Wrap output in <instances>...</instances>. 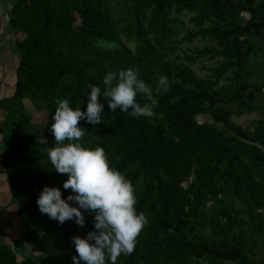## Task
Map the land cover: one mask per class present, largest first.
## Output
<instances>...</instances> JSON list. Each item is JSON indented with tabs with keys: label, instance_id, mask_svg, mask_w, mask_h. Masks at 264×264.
I'll return each mask as SVG.
<instances>
[{
	"label": "trees",
	"instance_id": "obj_1",
	"mask_svg": "<svg viewBox=\"0 0 264 264\" xmlns=\"http://www.w3.org/2000/svg\"><path fill=\"white\" fill-rule=\"evenodd\" d=\"M256 2L132 0L126 32L137 44L134 52H129L104 46L118 37L106 16L105 0L13 1L10 24L15 34L23 37L15 43L20 60L14 94L0 99V110L9 112L8 120L6 118L0 123L6 149L0 173L7 175L11 202L17 205L20 221L18 240L31 243L43 257L37 260L23 257L19 261L15 250L0 242V264H73L72 256L76 251L72 237H84L87 232L95 230L94 212L82 210L85 225L80 227L74 219L61 224L39 211L36 201L44 186L60 187L63 197L69 195L71 189H63L67 175L54 171L46 146L41 145L37 137H47V146H53L55 142L50 125L55 100L67 98L72 106L83 101L80 107L84 110L89 84L98 85L103 90V76L108 71L137 68L140 78L153 89L157 78L167 75L169 91L156 95L158 105L154 112L163 124L168 125L173 135L186 138L191 153L188 158L195 159L204 169L196 172L199 175L197 179L206 181L209 176L215 177V167L212 169L211 164L215 163L218 168L232 159L235 138L225 135L216 124L198 123L196 114L209 104L213 119L228 124L232 111L217 106L218 81L228 72H232L235 81L238 80L251 53L250 48L245 50L246 43L242 37L264 30V19L234 28L225 24L229 12L235 8L237 11L248 10L255 17ZM187 11L196 14L193 22L200 24L193 38L199 35L212 38L220 47L224 61L214 81L199 79L168 59L176 49L172 42L177 35L174 14ZM205 21L210 24L203 26ZM151 34H154L153 39L149 37ZM27 100L38 111L47 113L45 122L34 121ZM137 100L141 104L146 102L141 96ZM103 111V121L95 126L79 121L86 131L81 143L85 147L100 146L104 149L110 165L134 185L137 211L148 220L137 237L133 253L120 256L117 264H193L203 259L211 264L226 261L252 264L240 239L208 242L191 236V221L171 194L172 189L182 190L179 185L182 179H178L187 176L188 172L177 168L173 173L175 176L165 177V165L158 152L129 138L133 129L131 116L119 109L111 111L106 101ZM149 121L147 127L141 121L138 129L153 128ZM69 203L76 206L74 202ZM160 222L171 229L168 239L161 237Z\"/></svg>",
	"mask_w": 264,
	"mask_h": 264
},
{
	"label": "rangeland",
	"instance_id": "obj_2",
	"mask_svg": "<svg viewBox=\"0 0 264 264\" xmlns=\"http://www.w3.org/2000/svg\"><path fill=\"white\" fill-rule=\"evenodd\" d=\"M13 1L0 0V99L13 96L20 60L15 43L23 35L15 34L10 24ZM132 5V0H105L106 16L114 25L118 37L113 43H105L104 46L134 52L137 43L126 32ZM256 8L255 17L248 10L233 9L225 25L234 28L251 21L259 22L264 19V0H257ZM195 15L188 11L174 14L177 35L172 42L176 49L168 59L199 79L214 81L224 59L216 40L202 35L193 38L192 35L197 33L200 26L193 22ZM209 24V21H205L203 26ZM149 37L153 39L154 34ZM242 39L246 43L245 50L250 48L251 53L241 69L240 77L235 81L232 72H228L219 79L216 87L219 91L217 106L232 111L228 124L213 119L209 104H205L201 112L196 114L198 123L216 124L225 135L235 138L232 159L218 168L215 163L211 164L212 169L215 167L214 178L209 176L206 181L197 179L199 175L196 172L204 169L195 159L188 158L191 153L186 138L173 135L155 112L151 118L131 117L133 129L129 132V138L158 152L165 165V177L175 176L173 173L177 168L188 172L187 176L183 175L186 178L178 179H182L179 182L182 190L172 189L171 194L190 219L193 238L208 242H233L240 239L246 248L248 260L257 264L264 263V30L250 32ZM26 104L35 122L46 121L45 111H38L28 100ZM8 113L0 110V123L5 122L6 118L8 120ZM147 120L153 125L148 130ZM141 121L146 127L138 129ZM5 156L6 149L0 134V163ZM1 180L7 184L5 173L0 174V184ZM195 180L197 183H194ZM0 209L3 210L0 212V242L15 250L19 261L23 257L41 259L43 256L32 248L31 243L18 240L20 221L17 205L11 202L10 191L9 194L7 190L2 194L0 192ZM11 222L17 226L14 232H10V228L5 229ZM160 232L163 239H168L171 229L160 222ZM45 258L51 260L50 257ZM193 264L211 263L203 259ZM217 264L236 263L226 261Z\"/></svg>",
	"mask_w": 264,
	"mask_h": 264
},
{
	"label": "clouds",
	"instance_id": "obj_3",
	"mask_svg": "<svg viewBox=\"0 0 264 264\" xmlns=\"http://www.w3.org/2000/svg\"><path fill=\"white\" fill-rule=\"evenodd\" d=\"M102 83L103 90L89 84L84 110L80 107L83 101L72 106L69 99L57 98L50 125L54 145L47 146V137H37V141L46 146L54 171L67 175L63 189H71V193L63 197L60 187L44 186L36 201L41 214L61 224L74 219L77 225L84 227V211L94 212L95 230L84 237H72L76 251L72 256L73 264H117L120 256L133 253L137 237L148 223L146 216L137 211L132 182L110 165L102 147L82 145L86 131L79 121L93 126L102 122L105 101L111 111L119 109L133 118H151L158 105L156 95L167 93L170 88L167 75H160L153 89L134 67L108 71ZM138 96L146 102L141 104Z\"/></svg>",
	"mask_w": 264,
	"mask_h": 264
},
{
	"label": "crops",
	"instance_id": "obj_4",
	"mask_svg": "<svg viewBox=\"0 0 264 264\" xmlns=\"http://www.w3.org/2000/svg\"><path fill=\"white\" fill-rule=\"evenodd\" d=\"M1 174V173H0ZM8 181L9 180H7L6 182H7V184L5 185V183L1 180V184H0V192H1V194L3 193V192H5V190H7V192H8V194H9V186H8ZM5 187H7V189H5ZM8 205V204H7ZM6 206V205H5ZM1 207L2 208H5L4 207V205H1ZM3 210L2 209H0V212H2ZM7 228H10V232H14L15 230H14V228H17V226L13 223V222H11V225H7L6 227H5V229H7ZM9 231V230H8Z\"/></svg>",
	"mask_w": 264,
	"mask_h": 264
}]
</instances>
